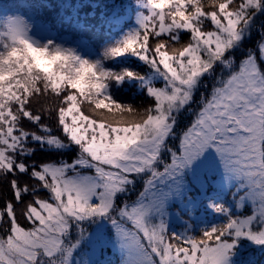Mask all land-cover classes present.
<instances>
[{"label": "snow or ice", "instance_id": "obj_1", "mask_svg": "<svg viewBox=\"0 0 264 264\" xmlns=\"http://www.w3.org/2000/svg\"><path fill=\"white\" fill-rule=\"evenodd\" d=\"M15 7L0 16V264H113L109 251L119 264H244L241 240L264 249V0H135L127 31L100 13L119 35L99 52L83 34L103 25L83 4ZM132 83L148 106L110 91ZM201 211L224 220L198 227Z\"/></svg>", "mask_w": 264, "mask_h": 264}, {"label": "trees", "instance_id": "obj_2", "mask_svg": "<svg viewBox=\"0 0 264 264\" xmlns=\"http://www.w3.org/2000/svg\"><path fill=\"white\" fill-rule=\"evenodd\" d=\"M38 2L52 5L55 10H58L57 8L58 0H38ZM68 2H70L73 6H76L77 4H83L84 7L80 9V16L86 18L88 21L97 24L98 26L103 25V22L100 19V13L103 11L105 13V18H107V16H110L114 10L117 11V13L121 17H123V21L121 25L123 30L134 26L135 0H68ZM18 3L19 0H0V16H3L5 14H13L18 10L23 12L22 9H17L15 7V5H17ZM93 4L99 5V7L94 8L92 6ZM65 14H71V9H66ZM262 21H264V16H258L257 24L261 23ZM53 31H56L55 27L53 28ZM58 34L61 36L68 35L66 30L61 31ZM118 35H119V29L110 30L106 25H103V26H99L98 30L93 29L92 32L84 33L83 39L88 41L89 44L93 48H95L97 52H99L103 50V46L105 43H110L112 39ZM181 39L182 41L187 40L188 39L187 34H182ZM257 39L258 36L254 31L251 41L248 42L249 46L254 45ZM177 47H179V45H177ZM108 64L116 68L117 70L121 67V65H116L114 62H108ZM130 66L133 67L134 70L140 71L142 74H145L148 71L143 66L140 67H136V65H130ZM204 83H207L208 87L201 86L200 88L197 89L195 96L193 98V102L190 105L191 110H196V108L198 107L197 102L200 100L201 94L203 93L205 96H207L210 91L211 81L205 80ZM157 85L161 86L162 84L157 83ZM110 91L113 93L115 99H117L122 103L130 104L133 107L141 108L144 106H148L149 104L148 98H146L144 93L138 88V86L135 83L125 84L121 86L120 89L113 88L110 89ZM45 105H46V101L43 98H40L33 101L31 105V109L33 110L34 113H37ZM188 112H190L188 109H185L183 112H181L179 122H181V118L183 117V115H185ZM180 124H182V122ZM25 128L29 129L31 128V125L25 122ZM36 147H37V155H35L33 159H35L37 162L47 159L46 155L39 151V146ZM8 194H9L8 181L0 180V197L7 196ZM224 202L227 203L226 201ZM207 213L211 215V219H209L210 218L209 215L207 216L206 219L205 218L203 219L205 226H208L209 224L218 225L222 223L224 220V218L221 216L214 215L210 212ZM233 213L243 216L250 214V210L248 208L247 209L244 208L239 213H236L235 211H233ZM207 223L208 225H206ZM195 234L199 235V232L197 231ZM240 245L242 250H241V255L240 257H238V259L244 261V264H264V249H260L250 245L247 240H241ZM108 257L110 258L109 254Z\"/></svg>", "mask_w": 264, "mask_h": 264}, {"label": "rangeland", "instance_id": "obj_3", "mask_svg": "<svg viewBox=\"0 0 264 264\" xmlns=\"http://www.w3.org/2000/svg\"><path fill=\"white\" fill-rule=\"evenodd\" d=\"M127 27V26H126ZM128 30V28L127 29H124V31H127ZM111 43V42H110ZM157 83H161L162 84V82H157ZM198 109V107L196 108V110ZM192 118H193V116L190 114V112H188V113H186L185 115H183V117L181 118V122H182V124H180L181 122H179V124H178V130H179V128H182V127H184V126H186L191 120H192ZM185 120V121H184ZM133 195H135V193H133ZM224 201H226L227 203L226 204H228V203H230V201L225 197V200ZM248 207H246V209H247ZM249 210H250V208H248ZM233 211H235L236 212V210H235V208L233 207ZM207 212H210V211H201V212H199L198 213V215H200V220H202V221H204L203 219L205 218H207V216L209 215V219H211V215L209 214V213H207ZM211 213V212H210ZM206 225H208V223L206 224ZM198 227H205V228H208V227H212V226H214V225H208V226H205L204 225V223H202V224H200L199 222H198V225H197ZM183 225L182 224H180L179 222H176V221H172L171 223H170V226H169V231H170V233L172 232V231H174V232H179V231H181L182 229H183ZM198 232H199V230H197ZM196 231V232H197ZM109 256H110V260H112L113 261V264H119V257H118V255H114L111 251H109ZM107 254V255H108Z\"/></svg>", "mask_w": 264, "mask_h": 264}]
</instances>
